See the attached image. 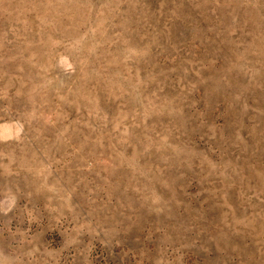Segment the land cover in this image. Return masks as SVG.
<instances>
[{
  "label": "rangeland",
  "instance_id": "374dc122",
  "mask_svg": "<svg viewBox=\"0 0 264 264\" xmlns=\"http://www.w3.org/2000/svg\"><path fill=\"white\" fill-rule=\"evenodd\" d=\"M0 264H264V0H0Z\"/></svg>",
  "mask_w": 264,
  "mask_h": 264
}]
</instances>
